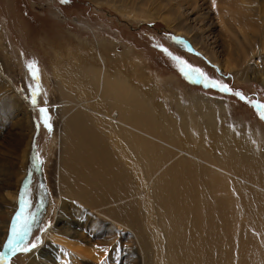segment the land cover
<instances>
[{"label":"bare ground","instance_id":"1","mask_svg":"<svg viewBox=\"0 0 264 264\" xmlns=\"http://www.w3.org/2000/svg\"><path fill=\"white\" fill-rule=\"evenodd\" d=\"M170 1L178 16L162 17L167 27L201 44L215 15L234 38L223 62L212 48L206 58L264 86V13L259 31H247L246 0ZM100 50L94 63L77 55L56 76L55 212L41 244L9 264H264V154L245 131H220V102L191 95L183 106L173 96L169 113L155 87L132 83L119 63L107 67Z\"/></svg>","mask_w":264,"mask_h":264},{"label":"rangeland","instance_id":"2","mask_svg":"<svg viewBox=\"0 0 264 264\" xmlns=\"http://www.w3.org/2000/svg\"><path fill=\"white\" fill-rule=\"evenodd\" d=\"M137 2L133 8L127 0H0L1 225L10 219L0 253L6 251L4 244L17 213L22 212L30 221L28 234L14 252L8 253L6 264L22 249L30 252L41 244L42 233L52 222L57 161L56 148L52 151L59 127L55 81L61 80L65 66L76 65L77 55L94 63L91 57L96 60L95 51L101 47L107 67L119 63L123 70L132 71V83L145 90L155 87L156 105L169 107V113L175 105L173 96L183 106L188 105L191 95L220 102L223 110L215 106L218 119L224 120L218 123L220 131H245L251 144L264 154V86L250 71L235 79L231 70L217 68L205 55V51L211 54L214 50L216 58L223 62L224 41L234 35L212 14V37L205 35L201 44L195 45L186 35L174 33L162 19L169 11L175 19L178 16L176 9L165 8L172 1L141 0L140 5ZM244 4L248 8L246 14L250 15V25L244 28L258 32L262 24L257 15L264 13V0H246ZM189 31L195 33L194 29ZM109 44L111 50L104 51ZM112 56L117 59L112 61ZM61 57H67L62 67L57 62ZM189 67L199 69V73H190ZM207 81L215 82L217 87ZM220 85L226 86L227 91H220ZM20 136L22 140L16 141L15 137ZM6 192L14 194L13 200L2 198Z\"/></svg>","mask_w":264,"mask_h":264},{"label":"snow or ice","instance_id":"3","mask_svg":"<svg viewBox=\"0 0 264 264\" xmlns=\"http://www.w3.org/2000/svg\"><path fill=\"white\" fill-rule=\"evenodd\" d=\"M178 59V58H177ZM181 71H184V69H181ZM188 71L192 74H198L199 69L195 68H188ZM35 75V74H33ZM202 75V74H200ZM199 79V75H197V80ZM207 84L212 87H217L215 82L207 81ZM220 91H227L226 86L220 85L219 86ZM239 95V93H237ZM35 103V101H33ZM41 112L44 111V109L40 110ZM30 226V221L22 216L21 213H17L16 217L13 219L10 230H9V236L4 244L5 252L0 253V264H6V257L8 253L14 252L18 246L23 242L24 237L28 234V228ZM32 247H35V245H32ZM23 251H28L27 248L22 249Z\"/></svg>","mask_w":264,"mask_h":264}]
</instances>
